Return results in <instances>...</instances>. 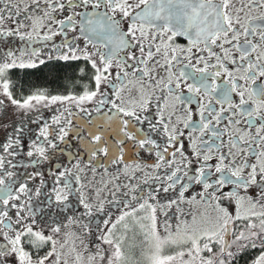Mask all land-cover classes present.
Instances as JSON below:
<instances>
[{
  "label": "snow or ice",
  "instance_id": "obj_1",
  "mask_svg": "<svg viewBox=\"0 0 264 264\" xmlns=\"http://www.w3.org/2000/svg\"><path fill=\"white\" fill-rule=\"evenodd\" d=\"M129 233L264 264V0H0V264H139Z\"/></svg>",
  "mask_w": 264,
  "mask_h": 264
},
{
  "label": "rangeland",
  "instance_id": "obj_2",
  "mask_svg": "<svg viewBox=\"0 0 264 264\" xmlns=\"http://www.w3.org/2000/svg\"><path fill=\"white\" fill-rule=\"evenodd\" d=\"M129 238L131 241H129V243H134L136 245V247L132 250L133 252V259L135 261H138L139 264H144V261H143V257L141 256V250H142V247H143V244H142V239H143V236L140 235V234H137L135 236H133L132 233H129ZM141 240V244L139 245L137 242ZM71 242L69 243V249L71 248ZM77 248H82V246H77ZM87 255V253H85V256ZM74 256L75 254H70L68 256V262L69 264H75V259H74Z\"/></svg>",
  "mask_w": 264,
  "mask_h": 264
},
{
  "label": "flooded vegetation",
  "instance_id": "obj_3",
  "mask_svg": "<svg viewBox=\"0 0 264 264\" xmlns=\"http://www.w3.org/2000/svg\"><path fill=\"white\" fill-rule=\"evenodd\" d=\"M181 42H184V41L182 40ZM193 107H195V105H193ZM113 211L116 212L115 209H113ZM194 211L199 215V213H200V212H203L204 209H203V208H200V209H194ZM117 214H118V213H117ZM189 219H190V218H189ZM172 223H173V225H175V221H172ZM161 227H162V222H161ZM129 235H130V234H129ZM142 240H143V239H142ZM129 241H131L130 238H129ZM137 243L140 244V243H141V240H140V242L138 241ZM85 244H88V241H85ZM77 246H79V243H78V242H77ZM92 248L94 249V246H92ZM79 249H80V248H79Z\"/></svg>",
  "mask_w": 264,
  "mask_h": 264
}]
</instances>
